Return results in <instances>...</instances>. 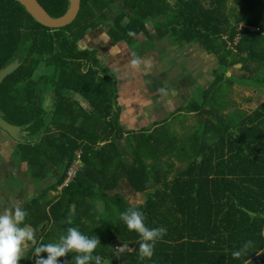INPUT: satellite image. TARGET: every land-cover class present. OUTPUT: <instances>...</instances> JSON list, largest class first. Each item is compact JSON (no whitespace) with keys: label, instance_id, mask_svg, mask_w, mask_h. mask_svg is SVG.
<instances>
[{"label":"trees","instance_id":"1","mask_svg":"<svg viewBox=\"0 0 264 264\" xmlns=\"http://www.w3.org/2000/svg\"><path fill=\"white\" fill-rule=\"evenodd\" d=\"M37 1L54 18L70 7V0ZM101 26L112 44L169 37L197 44L228 74L240 65V79L264 93V0H81L77 18L63 28L40 24L17 0H0V70L20 62L0 86V115L27 132L15 140L14 162L27 165L35 184L47 183L22 205L33 240L18 264H35L33 249L68 227L98 238L94 254L102 264H264V102L251 113L230 110L238 75L216 70L202 104L191 101L175 114H195L193 133L176 130V116L126 131L116 74L96 50L79 46ZM41 63L52 72L35 79ZM78 153L81 165L64 186ZM132 194H145L144 203L132 205ZM128 208L141 210L147 226L166 229L151 257L139 254L138 234L121 220ZM75 255L57 259L75 264Z\"/></svg>","mask_w":264,"mask_h":264},{"label":"rangeland","instance_id":"2","mask_svg":"<svg viewBox=\"0 0 264 264\" xmlns=\"http://www.w3.org/2000/svg\"><path fill=\"white\" fill-rule=\"evenodd\" d=\"M230 5L233 4L230 3ZM148 24H149L148 28L150 32L154 34L156 30L153 21H150ZM90 31L91 30H89L88 32L94 33V35L98 37L96 38L98 40L97 42H95V44L101 47V51L102 49L105 50L106 48L108 49V46L104 47L105 44L107 43L106 42L107 37L105 36V34L107 35V29L101 26L95 31L92 32ZM90 40H91V35L89 40L87 41V44L85 45L86 37H84V39H82L79 42V45L84 44L85 45L84 47L89 46V44H92V40L91 41ZM156 45L157 43H154V41L152 40L147 41L145 39H141V43H136L133 50L140 57V58L138 57L140 62L136 64V68L144 65L147 66L146 78H149V74L150 76H156L158 72H160L159 75H160L161 83L160 80H158L160 84L158 89L160 90V92L157 95L160 97L159 107L160 109H162V113L161 115L159 114L160 116H120L119 122L126 131L139 132L142 131L143 129L153 128L155 124L159 121H163L165 119H171L173 118V116H176L174 117L175 119L173 120L174 128L179 132H181V134L183 133L191 134L198 128L196 117L191 115L190 113L187 114L186 112L181 115H175L176 113L174 110H179V109L184 110L188 106L189 101L188 99H186L187 97H185V94L187 93V91L190 92V90H193L194 87L199 85V83L201 84V82H203L202 85H207L208 87L211 84L215 85L216 77H215V73L213 72L214 68L217 67V71L219 73H224L227 72V67L225 68L221 64L219 65L218 64L219 61L216 56L212 54H207L206 72L202 70L201 71L202 73L198 75L197 70L198 67H200V65L199 64L195 65L196 62L199 61V59L197 60V58L191 60L190 66L183 68L185 70L179 71V69L176 68V65H178L176 63L177 59L169 60V58L166 57L165 54H163V52H166L167 54V51H169L170 46L168 45L169 47L168 49V47L165 48L163 47V45H160L159 48H156L157 47ZM151 50H153V52H156L157 56L159 55L161 56L163 54L161 56V64L158 65L157 58L155 57L151 58V56L149 55V53L152 52ZM119 51L121 52V56L116 55L120 59L119 62H122V64L127 63L128 67L133 68V64L131 63L132 60H129L128 62L125 61V56L127 55L125 50H119ZM174 52L175 53L173 55H175V57L177 54L180 55L191 54L192 57L199 58L198 49L193 45L192 46L186 45L183 49L182 48L175 49ZM143 54L145 55L148 54V56L147 55L146 56L150 57L151 59L147 61L146 58H144V56H141ZM107 55L108 54L106 52L104 55L105 62H110L111 60H113L112 58L113 56L108 58ZM99 56H100V52L97 50V57L99 58ZM240 68H241L240 65H235L233 69H230L231 72H233L234 70L235 76L238 75V78L234 79L235 80L234 86L233 88H231V91L228 94V97L230 99L229 101H231L230 110L239 109L241 111L251 113L261 103L264 102V93L258 90L257 88L253 89L251 87V82H246V80L240 79V76L242 74V72L238 71ZM51 72H52L51 68L41 63L40 65L37 66L36 72L34 74V78L38 79L42 75L49 74ZM231 72L230 74H228L229 72H227L226 73L227 76L228 75L231 76V74H233ZM176 79L178 80V82H176ZM149 80L151 82L152 78L150 77ZM213 80H215V82H213ZM172 83L174 85H176L177 83L176 91L174 90L173 92H171L170 90L167 91L165 87L172 85ZM195 96L196 95H193V97ZM193 99L196 101L195 98ZM51 102L52 104L50 107L46 106L48 110L52 109L54 105L53 100H51ZM185 118L186 121L183 124L180 123V120H185ZM22 133H25V131H22ZM19 141H21V138L19 139ZM14 145H15V139L12 138L9 134L5 133L4 131H0V211H2L5 207H10L12 204H16L22 208L23 203L27 201V198L29 196L38 194L47 185V183H41L39 185L35 184L34 181H32L29 178L27 165L17 164L14 162V156H13ZM75 161L76 158L74 162ZM127 197H128V201H130L132 205L142 204L146 199L145 194H132V195H127ZM26 249H27V244L25 243L21 252V257L26 252Z\"/></svg>","mask_w":264,"mask_h":264},{"label":"crops","instance_id":"3","mask_svg":"<svg viewBox=\"0 0 264 264\" xmlns=\"http://www.w3.org/2000/svg\"><path fill=\"white\" fill-rule=\"evenodd\" d=\"M95 31V30H91L90 32ZM91 35V40H92V44H89V46L84 47L87 44V41L89 40ZM88 36V37H87ZM105 36L107 37V35L105 34ZM86 37V42L85 45L84 44H80V48L81 49H91V50H98L100 52V56L99 59L102 61V65L106 68L112 69V71L116 74V88H117V93H118V98H117V105L120 107L121 111L119 113V116H160L162 113V109H160L159 104H160V97L157 95L160 90L158 89V87L160 86L158 80H160L161 83V79H160V75L158 72V74L156 76H150L149 74V78L151 77L152 80L150 82L149 78H146L147 74H146V70H147V66H139L138 68H136V64L133 65V68L128 67V64H122V62H119V58L116 55H120L121 56V52L119 50H125V52L127 53V55L125 56V61L128 62L129 60H137L138 62H140L139 60V56L138 54L135 53V51L133 50L134 46L136 43H141L140 42H136L134 44L128 45L125 42H118L116 44H112V42L110 41V39L107 37V43L105 44L104 47L108 46V49H102L101 51V47L98 46L97 44H95V42H97L98 38L97 36L94 35V33H89L87 32ZM84 39V38H83ZM90 40V41H91ZM89 41V43H90ZM157 43V47L159 48L160 45H163V47L167 48L168 45L170 46L169 51L163 52V54L166 55V57L169 58V60L171 59H177V64L176 68L180 70H185L183 68H186L188 66H190V61L194 60L197 58V60L199 59V61L196 62L195 65H200V67H198V75H200V73H202L201 71L203 70L204 72L207 71L206 69V56H207V52L203 49H201L197 44H186V43H182L180 45H176L174 43V41L169 37L164 41H158V42H154ZM141 45V44H140ZM195 46L198 49L199 52V58L198 57H192L191 54H184V55H180L177 54L176 57L175 55H173L175 52V49H183L185 46ZM107 52V56L108 58L113 56V60H111L110 62H105L104 60V55ZM152 54L149 53V55L152 57L157 58V63L158 65L161 64V56L163 55H159L157 56L156 52H153V50H151ZM203 51V52H202ZM202 52V53H201ZM201 53V54H200ZM110 54V56H109ZM148 56V54H146ZM145 54L141 55L144 56V58H146L147 61H149V59H151L150 57H147ZM212 56V55H211ZM139 57V58H138ZM168 60V61H169ZM167 61V62H168ZM202 61V62H201ZM180 63V64H179ZM138 64V63H137ZM219 64V63H218ZM182 65V66H180ZM157 70V68H156ZM217 70V67L213 69V72L215 73V71ZM187 71V70H186ZM185 71V72H186ZM196 72V75H197ZM154 75V74H153ZM174 80V77H173ZM176 82H178V80L176 79ZM201 82V80H200ZM214 82V80H213ZM212 82V83H213ZM203 82H201V84L199 83L198 86L194 87L193 90L187 91V93L185 94V97H187L186 99H188V103L190 104L191 101H195L193 98L196 99V102H198V104H202L203 102V93L208 90L212 84L208 87L207 85H202ZM177 87V83L176 85H174L172 83V85L165 87L168 90H170L171 92L176 91ZM169 88V89H168ZM174 94V93H173ZM68 95L73 99L79 102V104L84 108V109H89L88 103L81 98L80 96L76 95V94H72V93H68ZM193 95H196L195 97H193ZM52 95L49 94L46 98V102H45V106L50 107L52 102ZM175 97V96H173ZM159 98V99H158ZM158 99V100H156ZM188 104V105H189ZM182 109L179 110H174L175 113H178V111H181ZM172 113V112H171ZM160 114V115H159ZM193 116H195V114H191ZM3 131V130H0Z\"/></svg>","mask_w":264,"mask_h":264},{"label":"clouds","instance_id":"4","mask_svg":"<svg viewBox=\"0 0 264 264\" xmlns=\"http://www.w3.org/2000/svg\"><path fill=\"white\" fill-rule=\"evenodd\" d=\"M129 35L133 33L129 32ZM133 65L137 60H132ZM86 71V69H81ZM27 211L16 204L5 207L0 211V264H18L21 252L26 242L33 240V231L24 223ZM121 220L127 229L134 230L139 237V254L151 257L155 243L162 237L166 229L162 226L149 227L145 224V217L138 208H128L120 213ZM250 241H246L241 249L233 251V257H239L248 248ZM99 244L95 235L88 236L76 227H68L66 232L51 243L39 244L34 249L35 264H59L58 257L71 252L76 253L75 264H102L101 257L94 254ZM123 245L120 247L122 248ZM45 252L46 257L39 254Z\"/></svg>","mask_w":264,"mask_h":264},{"label":"water","instance_id":"5","mask_svg":"<svg viewBox=\"0 0 264 264\" xmlns=\"http://www.w3.org/2000/svg\"><path fill=\"white\" fill-rule=\"evenodd\" d=\"M22 4L26 10L33 16V18L40 24L49 28H63L75 21L77 18L81 0H70V7L65 15L59 18L52 17L37 0H17ZM20 66L19 60H15L5 68L0 70V86L4 79L15 72ZM0 128L8 133L16 141H19L21 136H26L27 132L22 133L21 127L13 125L4 120L0 115Z\"/></svg>","mask_w":264,"mask_h":264},{"label":"built area","instance_id":"6","mask_svg":"<svg viewBox=\"0 0 264 264\" xmlns=\"http://www.w3.org/2000/svg\"><path fill=\"white\" fill-rule=\"evenodd\" d=\"M241 28L242 26L239 27V30ZM240 38H241L240 33H238L233 43L237 45L239 43ZM223 39L228 40L226 36H224ZM80 165H81V159H80V154L78 153V155L76 156V161L70 166V168L67 171V178H66L64 186H67L69 183H71L75 175V172L78 169V167H80ZM119 249H125V248H119Z\"/></svg>","mask_w":264,"mask_h":264}]
</instances>
